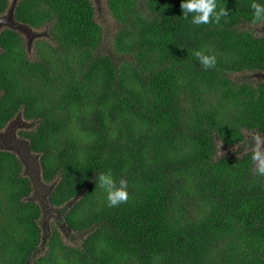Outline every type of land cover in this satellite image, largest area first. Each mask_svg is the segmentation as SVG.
I'll return each mask as SVG.
<instances>
[{
	"label": "trees",
	"instance_id": "obj_1",
	"mask_svg": "<svg viewBox=\"0 0 264 264\" xmlns=\"http://www.w3.org/2000/svg\"><path fill=\"white\" fill-rule=\"evenodd\" d=\"M181 3L106 0V48L91 0H0V16L13 4L44 33L0 29V131L28 122L18 135L60 225L44 226L20 158L0 149V264H264V176L250 151L218 155L264 135V80L250 77L263 24L252 0H217L219 25L185 20ZM109 171L128 182L116 207L97 186Z\"/></svg>",
	"mask_w": 264,
	"mask_h": 264
},
{
	"label": "clouds",
	"instance_id": "obj_2",
	"mask_svg": "<svg viewBox=\"0 0 264 264\" xmlns=\"http://www.w3.org/2000/svg\"><path fill=\"white\" fill-rule=\"evenodd\" d=\"M180 8L183 18L188 20L191 17L190 22L194 25L211 23L219 25L221 19L229 15L225 6L218 9L217 0H182ZM250 8L252 9L251 24H264V4L252 0ZM193 54L205 70L215 68L217 63L215 55L206 54L203 50H197ZM251 139L255 142L254 146L248 147V140L246 151L251 152V163L255 174L264 176V135L255 134L251 136ZM96 180L98 181L97 186L106 193L109 207H116L128 201V182L126 179L121 178L117 182L109 171L99 173Z\"/></svg>",
	"mask_w": 264,
	"mask_h": 264
},
{
	"label": "rangeland",
	"instance_id": "obj_3",
	"mask_svg": "<svg viewBox=\"0 0 264 264\" xmlns=\"http://www.w3.org/2000/svg\"><path fill=\"white\" fill-rule=\"evenodd\" d=\"M94 10H95V19L96 21L101 25L104 33H105V47L110 48L112 47V40H113V35L114 32L117 31V22L113 19L111 16L107 5H106V0H91ZM254 32L256 34H264V25L258 26L257 28H254ZM36 34H39L37 38L41 39L42 35L44 34L42 31L35 32ZM24 36V35H23ZM259 79V81L264 80V77L258 76L257 74L252 75V78ZM28 122H25L21 118H16L14 119L9 125L2 131V137L0 138V149H14L16 152V155L20 158L23 166H24V172L26 175H28V171L31 172V169L36 167L38 168L37 165V159L36 156L30 154L31 156H24L26 155L25 152H23V149L18 148V146H15L10 142V140L13 139H20L18 132L23 129L28 128ZM252 135L249 133H246V145L248 143V139L251 138ZM6 140V142H4ZM254 140L250 141L248 144V147L254 146ZM24 144L27 145V142L24 141ZM239 150L245 151L246 149L243 148H231V149H226V150H220L219 151V156L224 153H233V152H238ZM35 159V161L33 160ZM45 184V183H44ZM47 185V184H46ZM57 215L56 212H52L49 214L46 218H44V226H48L50 223H53L57 229H60V225L57 222V219H54L53 217ZM61 224V223H60ZM49 227V226H48ZM47 229V227H45ZM62 230V228H61ZM65 234H63L64 236ZM71 243V242H70Z\"/></svg>",
	"mask_w": 264,
	"mask_h": 264
},
{
	"label": "water",
	"instance_id": "obj_4",
	"mask_svg": "<svg viewBox=\"0 0 264 264\" xmlns=\"http://www.w3.org/2000/svg\"><path fill=\"white\" fill-rule=\"evenodd\" d=\"M13 6L14 5L11 4L7 13L3 16H0V29L2 27H9L13 30L19 31V32L23 33V35L25 36V38L28 41V44H30V42L35 37H38L39 34L34 33L26 25H23L21 23L14 21V19H13L14 7ZM260 76L264 77V74H260ZM18 143L19 144H17L16 142H13L12 144H14L15 146H18L16 149H18V148L23 149V152H25V154H26L24 156H28V157L31 156L29 154L30 152H29L28 146L26 144H24V140L19 139ZM8 150L15 152L14 149H8ZM36 159H37V157H36ZM33 160L35 161L34 158H33ZM28 173L29 174L27 176L30 178L31 183H32V187H33V198L38 203L43 217L46 218L49 214H51L52 212H55L53 207H50L49 204L47 203V196H48L49 192L51 191V186L44 184V182L41 180L39 168L35 167L33 169V167H32L31 172L28 171Z\"/></svg>",
	"mask_w": 264,
	"mask_h": 264
},
{
	"label": "flooded vegetation",
	"instance_id": "obj_5",
	"mask_svg": "<svg viewBox=\"0 0 264 264\" xmlns=\"http://www.w3.org/2000/svg\"><path fill=\"white\" fill-rule=\"evenodd\" d=\"M264 25V24H263ZM261 26V25H260ZM260 36H264V34L262 35V34H259ZM261 74H264V73H261ZM259 76H260V74H258ZM251 78H252V76H250ZM253 79H254V77H253ZM256 80H259V79H256ZM261 81H263V80H261ZM17 118H19V117H17ZM16 119V118H15ZM12 122V120L11 121H9V123H11ZM9 123H7V125H5V127H3L2 128V130L0 131V137H2V131L9 125ZM247 133H249V132H247ZM250 135H255V133H249ZM20 138V137H19ZM249 140V142L250 141H253L251 138H249L248 139ZM4 142H6V140H4ZM10 142H16L17 144H19L18 143V140L17 139H13V140H10ZM254 144V143H253Z\"/></svg>",
	"mask_w": 264,
	"mask_h": 264
}]
</instances>
